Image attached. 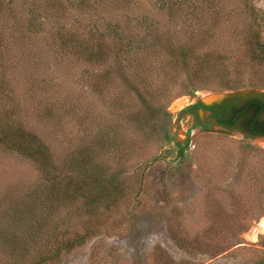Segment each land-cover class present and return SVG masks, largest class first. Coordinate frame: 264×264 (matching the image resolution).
<instances>
[{
    "label": "trees",
    "instance_id": "1",
    "mask_svg": "<svg viewBox=\"0 0 264 264\" xmlns=\"http://www.w3.org/2000/svg\"><path fill=\"white\" fill-rule=\"evenodd\" d=\"M143 1L0 0L3 74L14 77L21 56L48 51L69 63H81L83 73L92 77L91 91L102 97L108 108L99 110L95 101H90L80 115L76 110L80 100L69 99L63 89L56 91L55 83L42 78L39 69L30 72L28 94L37 103L34 112L39 125L68 135L65 122L80 120L81 132L58 162L47 137L28 132L25 121L24 128L10 119L11 111L1 104L5 91L0 86V145L41 168L36 205L40 215L51 205L55 210L67 200L76 203L86 197L88 180L83 181L88 176L94 180L101 170L109 172L121 167L128 157L142 155L152 140L149 126L158 115L170 116L167 105L181 88L221 91L264 86V15L250 0H148L145 3L150 7ZM167 136L175 142L173 134ZM176 145L179 156L184 157L189 145ZM252 177L258 180L255 173ZM253 192L257 203L252 214L257 220L264 214V187ZM246 212L250 213L249 209ZM233 225L235 230L226 227L228 233L221 235L227 250L234 245L231 238L248 229V217L242 223L229 224ZM168 228L175 244L187 251L190 238L181 232L175 238ZM213 230L211 225L206 227L207 234ZM93 231L87 228L74 237H51L44 245L43 257L40 254L32 264L81 245ZM209 238V243L219 240L215 234ZM29 239L26 246L36 243ZM209 243L200 242L192 249L209 253L204 248L212 246ZM24 251L21 257L26 255ZM246 264H264V255Z\"/></svg>",
    "mask_w": 264,
    "mask_h": 264
},
{
    "label": "rangeland",
    "instance_id": "2",
    "mask_svg": "<svg viewBox=\"0 0 264 264\" xmlns=\"http://www.w3.org/2000/svg\"><path fill=\"white\" fill-rule=\"evenodd\" d=\"M250 1L264 15V0ZM146 5L150 7L149 2ZM72 62L46 51L21 56L14 66V77L8 78L0 67V81L7 78L0 85L5 91L1 104L11 111L10 119L23 127L25 121L28 132L47 137L58 162L63 161L72 147L71 141L81 132L80 120L71 118L65 122L63 128L68 135L39 125L34 112L37 103L28 94L30 72L39 69L42 78L49 77L55 83L56 91L63 89L69 99L80 100V107H76L80 115L90 101H95L99 110H108L103 98L91 91V75L83 73L81 63ZM239 89L243 93L264 94V86ZM210 91L216 90L181 88L167 105L170 116L158 115L149 126L152 140L142 155L128 157L121 167L109 172L101 170L94 180L90 181L92 176H88L83 181L88 180L86 197L76 203L67 200L55 210L51 205L45 215H40L36 206L41 168L0 145V264H32L43 257L44 245L51 237H74L87 228L94 231L81 245L62 250L58 257L39 264H246L264 255V231L253 237V231L264 219V214L254 219L257 199L253 192L256 187H264V138L244 139L239 131L220 134L196 128L189 150L180 157L178 146L167 136L171 133L179 140L182 138L174 128L177 113L198 99L211 103L215 96L208 98L205 94ZM48 171L58 174L54 168ZM253 173L258 180L252 177ZM245 217L248 229L233 236L230 243L234 245L225 249L227 244L221 235L228 233L229 227L235 230L229 224L242 223ZM208 225L215 229L209 234ZM168 227L175 238L180 232L190 238L187 251L175 244ZM232 233L235 235V231ZM210 234L217 235L218 242L209 243ZM29 238L36 243L26 246L31 243ZM200 242L212 245H204L210 254L192 249ZM24 249L26 255L21 257Z\"/></svg>",
    "mask_w": 264,
    "mask_h": 264
},
{
    "label": "flooded vegetation",
    "instance_id": "3",
    "mask_svg": "<svg viewBox=\"0 0 264 264\" xmlns=\"http://www.w3.org/2000/svg\"><path fill=\"white\" fill-rule=\"evenodd\" d=\"M229 91L237 93H231L222 101L206 103L198 99L183 107L174 123L182 138H175V143L189 145L192 131L196 128L207 132L221 127L230 133L239 131L244 139L264 138V94L254 91L243 93L242 89Z\"/></svg>",
    "mask_w": 264,
    "mask_h": 264
},
{
    "label": "water",
    "instance_id": "4",
    "mask_svg": "<svg viewBox=\"0 0 264 264\" xmlns=\"http://www.w3.org/2000/svg\"><path fill=\"white\" fill-rule=\"evenodd\" d=\"M210 92L215 96V98H214V100L212 102L222 101L225 97L229 96L231 93H237V92L228 91V90H224V91H221V92H219V91H210ZM241 92H244V91L242 90ZM245 92H247V91H245ZM207 132L208 133L230 134V132H228L226 129L221 128V127H216L213 130H210V131H207Z\"/></svg>",
    "mask_w": 264,
    "mask_h": 264
},
{
    "label": "bare ground",
    "instance_id": "5",
    "mask_svg": "<svg viewBox=\"0 0 264 264\" xmlns=\"http://www.w3.org/2000/svg\"><path fill=\"white\" fill-rule=\"evenodd\" d=\"M205 94H207L206 97H208V98H212V96H213L212 93H209V94H208V93H205ZM259 225H260V227H259L257 230L255 229V230L253 231V232H254V233H253V237L256 236V234L258 233V231H264V219L261 220V222H260ZM254 239H256V238H254Z\"/></svg>",
    "mask_w": 264,
    "mask_h": 264
}]
</instances>
